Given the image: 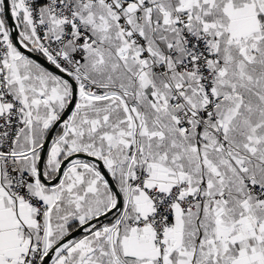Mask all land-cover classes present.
<instances>
[{
	"label": "snow or ice",
	"instance_id": "6c2138e0",
	"mask_svg": "<svg viewBox=\"0 0 264 264\" xmlns=\"http://www.w3.org/2000/svg\"><path fill=\"white\" fill-rule=\"evenodd\" d=\"M0 264H264V0H0Z\"/></svg>",
	"mask_w": 264,
	"mask_h": 264
}]
</instances>
